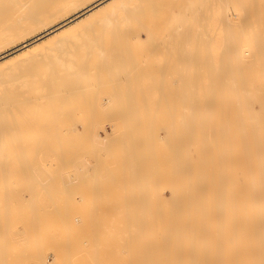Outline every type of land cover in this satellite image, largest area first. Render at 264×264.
<instances>
[{"label":"rangeland","instance_id":"1","mask_svg":"<svg viewBox=\"0 0 264 264\" xmlns=\"http://www.w3.org/2000/svg\"><path fill=\"white\" fill-rule=\"evenodd\" d=\"M85 1L90 0H79V2ZM160 1L163 0H155L152 4L140 2L138 8L142 10L134 9L129 13V19H133L123 20L121 22L125 21L123 25L121 23L111 25L114 33L112 30L109 31L110 28L104 30L97 24L93 33H91L93 30L86 32H78V30L62 37L66 43L62 50L52 47L50 42L13 63L14 91L10 96L5 94L0 96V149L2 150L0 157H3L2 160L0 158V264H172L174 249L170 248L169 241L165 237L167 230L162 212L171 208L166 203L169 202L171 195L175 196L177 192L173 193V188H179L184 184V179L180 176V180L179 173L176 172L179 170L177 165L181 162L176 164L177 161L173 160L177 159V154H180L175 150L180 147V133L182 132L183 136H181L183 149L187 126L192 119L189 116L188 119L185 118L184 109L181 107L187 98L175 96L173 99L166 94L168 89L176 88L177 82L181 83L180 80L173 79L171 70L183 65L171 60L168 50H165L166 42L172 44L173 41L174 49L177 52L180 49L178 54L183 50L190 51L192 44L190 35L195 33L200 35L203 27L209 26L215 20L216 14L212 9L218 3H225L224 8L228 12H236L238 18L246 16L247 25L244 27L246 31L254 32L253 34L260 33L259 35L262 36L264 35V0H254L257 11L253 10L255 9L252 5L253 0H241L242 3L240 0L224 2L196 0L195 4L188 5V16L182 19L185 35L180 40V47L175 46L176 39L171 35L173 33L170 34L166 30L168 15L166 8L165 11L162 8L171 2L174 5L172 3L169 4L170 6L179 8L175 6L179 0H175L176 2L164 0V3ZM4 2L7 3L9 0H0V6ZM157 5L160 16L158 14L155 20V29L152 27L155 22L151 21L152 33H146V36L145 32L139 30L140 26L139 29L136 27L143 21L142 11L146 7L149 8L146 11H150L152 6L157 8ZM159 5L162 6L161 10ZM243 5L249 16L244 15ZM163 13H166L164 17H162ZM59 19H54V22ZM133 28L135 29L132 30ZM136 29L139 33L135 32ZM131 31H134L132 33L135 36L129 35ZM32 34H25L18 42L31 37ZM197 42L193 48L198 50L200 42ZM5 49L6 46L0 47V51ZM258 71L255 69L249 76H242V79L245 81L247 79L252 86L254 85V97H259L264 91V81H262L264 77L257 76ZM148 82H152L149 83L152 91L154 85V92L160 89V93L155 92L157 96L153 92L150 96L149 93L146 94ZM150 86L148 92L151 90ZM155 96L158 98L156 99ZM158 99L166 101L162 104L163 102L160 103ZM180 99L184 100L183 104ZM153 106L158 108L154 111L155 115L152 112ZM138 109H141V112H138ZM123 112L124 114L130 112L128 113L130 116L125 114V118ZM259 113L264 112L259 111ZM214 114L210 117L213 119L208 118V120L219 122ZM134 115L139 116L140 119L146 118L147 122L152 121V127L149 129L150 122H144L145 119L140 121ZM112 119L113 121L119 119L116 121L119 123L111 124ZM185 119L189 124L184 122ZM238 121H243V124L240 125L242 122L239 124ZM238 121L237 125L242 126L241 128L249 124L247 116H242ZM120 122L126 123L125 126ZM181 123H183L182 128ZM117 128L122 129L125 134L121 131L118 133ZM163 128L164 132H162ZM126 131L131 136H127ZM12 132L17 133L12 136ZM148 132L151 134L149 135ZM166 132L169 138L171 135L172 142ZM151 135L160 137L158 138L160 142ZM145 138L151 143L149 141L147 143ZM129 139L130 142L133 141L132 146L128 142ZM121 141V144H117ZM168 141L171 142L172 148L170 144L168 145ZM145 143L150 145L149 149L144 145ZM154 144H159L158 148ZM119 145H123L121 149L117 148ZM57 146L63 154L60 155L63 158L61 162H54V156L48 150ZM31 147L34 149L32 150ZM76 148L79 151L77 153L74 152ZM22 149L24 153H20L19 156L17 153ZM156 150L161 154L156 153L158 152ZM168 150L172 153H167ZM42 153L44 155H41ZM65 153L73 154L71 162L65 161L67 158ZM167 154L170 158L174 155L176 158L168 162ZM38 155L40 159L45 160L38 162ZM159 156L166 162V167L162 168L165 162L163 163ZM132 169L136 171L135 175L133 173L134 177L132 171L130 172ZM151 176L153 181L150 179ZM143 185H146V189ZM119 210L122 213H118ZM137 212L143 214L140 216ZM137 219L144 220L141 223ZM137 221L143 224L142 228L145 226L144 229L140 227L139 230L137 225L140 224L136 223ZM160 240L161 243L158 242Z\"/></svg>","mask_w":264,"mask_h":264},{"label":"bare ground","instance_id":"2","mask_svg":"<svg viewBox=\"0 0 264 264\" xmlns=\"http://www.w3.org/2000/svg\"><path fill=\"white\" fill-rule=\"evenodd\" d=\"M143 1L152 4L155 0H90L85 2H79V0H9L7 3L4 2L0 6V47L6 46V49L0 51V96H3V94L10 96L14 91L13 82L15 78V68L13 63L17 59L28 56L34 50L50 42H52V47L62 50L66 46L62 37L71 32H77L78 30V32L91 31L97 24L104 30H109L110 28L109 31L111 32L112 30V33H114L112 24L121 23L125 19H133H129V13L133 12L134 9H139L138 4ZM195 1L196 0H179L175 4V6L179 8L170 6L173 2H171V4L169 3L170 5L167 4L166 7L159 5V10H161V7L163 9L166 8V13L168 15L166 30L169 31L170 34L173 33L171 35L175 37V46L177 47L180 45V40L183 39L185 35L183 34L185 30L183 29L184 26H182L184 24V20L182 19L187 18L188 5L192 3L195 4ZM224 1L225 0H223V2ZM160 2L164 3L165 1L163 0ZM240 2L242 3L241 0ZM196 3L199 4V2ZM224 4L225 3H218L215 8L212 9L216 14L215 20L211 22L209 26L203 27L200 35L196 33L195 35H190V40L192 42L190 51L186 52L182 49L183 51L180 55L178 54L180 49L178 52L174 49L173 41L172 44L166 42L165 45V50H168V55L171 60L175 63L179 62V64H183H181L182 68H178L181 70H178L177 67L171 70L173 79L177 81L180 80L181 83L177 82L176 88L168 89L166 94L172 96L173 99L175 96L187 98L184 104V100L180 99L182 100L180 102L183 104L181 107L184 109L185 118L188 119L189 116V118L192 119V121H190L191 126L186 119L184 121L186 124H189L186 130L187 136L184 139V151L181 148L183 143L181 132L180 147L179 149H175L176 152L178 150L180 154L176 153L178 155L177 159L173 160L177 161L176 164L181 162L180 164L178 163L177 169L179 170H176V172L179 173V177L181 176L184 179V184L179 188H173V193H175V191L177 192L175 196L171 195L168 202L169 204L166 203L171 208L162 212L166 226L165 230H167L165 233L168 234L164 233L166 236L164 234L162 235L169 241L167 242L170 248L172 247V249H174V260L172 259V264H264V115H262L264 113H259V111L264 112V91H262V95L259 97H254V85L252 86L247 79L246 81L242 79V76H249L255 69L259 70L257 76L264 77V35L261 36L259 35L260 33L253 34L254 30L252 31L253 33H248L244 28L247 25L246 16L238 18L236 12H228L224 8ZM252 5L253 7L256 6L254 0ZM242 7L244 9V5ZM146 9L149 8L146 7L141 13L143 21H141L140 24L138 23L139 25L136 27L139 29L138 26H140L139 30L145 32V35L149 32L152 33V27H156L155 20H157L159 14L158 5L157 8L152 6L150 11H146ZM139 10H142V8ZM253 10H256V7L255 9L253 8ZM246 12L247 11L243 14L247 15ZM166 13H163L162 17H164ZM55 16L56 18H60L57 22H54V19H56ZM166 18L167 16L164 18V21ZM128 20H126L127 23H129ZM151 21H153V23L155 22V25L152 24V27L150 26ZM124 23L121 24L123 25ZM125 27L124 29H126ZM134 29L135 28L132 30ZM138 29H136L135 32H137ZM251 29H253V27H251ZM93 32L94 30L91 33ZM132 32L134 33V31H131V34L127 33L132 35ZM27 33L33 34L31 37L18 42V40L23 38ZM137 33H139V31ZM133 36L135 35L133 34ZM196 41H198L197 43L200 42L198 50L193 48L194 44L196 45ZM162 47L164 46L162 45ZM98 50L100 51L99 48ZM146 52L148 51L146 50ZM180 60L182 61L180 62ZM26 70L28 71V69ZM161 75H163L162 71ZM161 75L160 78L162 77ZM262 81H264V78H262ZM149 83L152 82H148V84ZM148 84L146 85V94L149 93L150 96L153 92L157 96L158 94L155 92L160 93V86L158 87L159 90L156 89L154 92L155 85L152 91L151 84ZM148 86H150L151 89L149 92ZM156 96L155 98L157 99L158 97ZM155 98L153 99L155 100ZM159 99L157 101H159ZM164 101L166 100H161L159 102H163L162 104H164ZM153 102L154 101H152V103ZM155 103H153V105ZM171 103L173 104L172 101ZM142 104V108L144 109V102ZM153 107L155 108H153L152 111L154 114V111L158 108L155 106ZM138 112H141V109ZM149 112L148 114H150ZM128 113L130 112L125 114L130 116ZM122 114H124V112ZM122 114L121 116H123ZM213 114L216 115L215 117H218L216 119H218L219 122H210L208 120V118L213 117ZM131 116L133 115L131 114ZM144 116L146 117V115ZM242 116H247L249 118L247 127H240L243 121H240L242 122L240 124L238 120L242 119ZM115 117H118V115ZM137 117L139 118V116ZM113 119L111 124L119 123L116 122L119 121V119H116V121H113ZM122 119L124 120V116ZM210 119L212 120L213 118ZM139 120L147 122L146 118H139ZM237 121L240 124L239 126L237 125ZM151 122L148 127L149 129L152 127L151 124L153 125ZM120 124L125 126L126 123L120 122ZM186 124L184 125L185 127ZM144 125L146 126V123H144ZM182 127L183 123H181V128ZM117 130L119 129L117 128ZM120 131L122 132V129L119 130L118 133H120ZM127 131L126 135L128 133ZM164 131L165 129L162 132ZM182 131H184V129ZM14 133L12 132L11 135H14ZM122 133L125 134V132ZM136 134L138 133L136 132ZM150 134L151 133H149V135ZM170 134L172 135V130ZM121 135L123 134H120V136ZM146 135L143 136L145 137ZM149 135L147 136L148 138L150 137ZM15 136H17V134ZM127 136L131 135L128 133ZM167 136L169 138L168 133ZM17 138L19 139V137ZM148 138L144 140H146L147 143L148 141L151 143ZM158 138L160 137L157 136L156 138L157 141L160 142ZM9 139L13 140L10 137ZM151 140L153 141V139ZM170 141L172 142L173 139L171 138ZM128 142H130V139ZM132 142H130V146H132ZM171 142H169L168 145ZM121 143L122 141L120 143L117 142V144ZM147 143L144 145H147ZM158 145L159 144H154L156 148H158ZM171 145L172 144H170V146ZM114 146H116V143ZM121 146L119 145L117 148L121 149ZM149 146L148 144L147 148ZM151 147H153V145H151ZM163 147L165 148L166 146L164 145ZM163 147L161 146V148ZM33 149L34 148H32V150ZM180 149L181 151H179ZM48 150L53 154L55 159L54 162H61V159L63 160L60 156L63 155L62 152H60V147H50ZM156 151H158L156 153H159V150ZM171 151L173 150L171 149ZM74 152L77 153L79 151L76 148ZM166 152L170 153L169 150ZM166 152L164 154H166ZM16 153L17 152H15V154ZM20 153H24L23 149L21 152L18 151L17 154L19 155ZM35 153H37V151ZM41 155L44 154L42 153ZM67 155H65L67 157L65 161L71 162L73 154ZM166 156L169 158V160L165 158L168 162L176 158L175 155L173 158H170L169 154ZM38 157L39 159L41 158L40 155H38ZM160 157L161 156H159V158ZM2 159L3 157L1 160ZM39 159L38 162H41L44 158ZM161 159L162 158H160V160ZM163 161L162 159V162ZM167 165L169 164L167 163ZM159 166L161 167V164ZM163 167H166V162L162 168ZM79 168L81 169V166ZM131 171V174L133 175L134 173L135 175L136 171L133 169L130 170V172ZM134 175L132 177H134ZM152 177L153 176L150 178L151 180L153 179ZM100 186L101 185H99V187ZM144 186L146 189V185H143V187ZM140 205L142 204H139V206ZM147 210H149V208ZM120 212L121 210H119L118 213ZM149 212L150 211H148V213ZM139 214L141 216L143 213ZM142 220L138 221L142 223ZM138 221L136 223H138ZM140 222L138 223L140 226L137 225L139 230L143 225ZM149 225H151V222ZM144 227L145 226H143L142 229H144ZM163 240H165L164 237ZM158 242L161 243V240ZM163 247L165 248L166 246L164 245ZM171 251L172 250H170V253Z\"/></svg>","mask_w":264,"mask_h":264}]
</instances>
